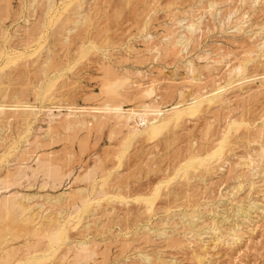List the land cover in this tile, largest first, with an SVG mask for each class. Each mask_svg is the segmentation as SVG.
Here are the masks:
<instances>
[{
	"label": "rangeland",
	"instance_id": "1",
	"mask_svg": "<svg viewBox=\"0 0 264 264\" xmlns=\"http://www.w3.org/2000/svg\"><path fill=\"white\" fill-rule=\"evenodd\" d=\"M5 1H8L6 2L7 5ZM5 1L4 3H1L3 0H0V11L4 15L2 16L0 13V17H3V19L0 18V21H3L0 22V33L2 35L0 36V43L6 45L11 44L12 46L16 45V48L23 53L19 55V58L16 57L13 61L11 60L12 62H6L5 59H2L3 61L0 59V103H3L4 107L7 106L6 108L3 107L6 112L7 110L9 111L10 107L11 109L14 108L11 104L9 105L13 100L12 96L14 94L18 95L20 98L24 96L23 99L29 102V104H26L30 106V108L27 109H32L35 113L37 111L38 114L31 113L30 115H15L7 111L8 113H3L4 115L2 114V116L0 115V118H5L0 119V127L6 128L4 130L5 132H1V136H4V141H0V176L7 171L6 169H8V171L11 170V172L18 168H23V172L26 170V172L23 173L25 176H21L22 178L20 177L18 180H21L22 182H18L20 183L19 185L16 184L17 186L11 187L7 192L1 190L0 196L16 192V195L20 194L23 196L22 198L30 200L29 204L32 203L31 206L34 208V212L40 213L39 209H42L40 214L43 215L45 211L47 212L48 208L50 211L48 210L49 212L45 214L54 216L53 214H55L56 209H58L60 205L46 201L47 195L53 198V196L55 197L62 192L66 193L75 190V188L84 187L85 183L83 181L74 178L80 175L86 168L97 165L100 166L96 172V181L99 182L103 179H112L110 182L113 184V188H107L108 193L102 196L100 198L101 200L95 199V202L93 201L91 205H86L84 207V205L78 204V207L67 210V230L65 233L58 234L57 241L55 242L57 252L55 255L46 256L44 259L45 261L42 264H60V256L64 253L63 251L68 248L66 245L71 247L76 245L75 243L84 240L90 241V245H95L94 248L95 251H97L93 258L88 261L89 264H143V262L144 264H264V159L257 165L254 163L255 169L252 168L251 165L247 167L237 166L238 161L239 163L245 162L248 155H253V153L255 154L259 152L260 147L264 145V58L262 57L264 54V46L262 47L263 50L257 48V45L264 41V3H255L256 5L254 4V7V5L250 6V0H245V3H240L239 0H237V2L236 0H233L232 2L236 4L235 6V4L231 3V0H222L220 1L221 3L219 0H214L218 3L217 9H221L222 12L221 10H217L216 14L219 13V15L213 17L212 15H209L208 8H205L208 4L207 0H205L206 2L204 0H83V2L82 0H55V10L49 14V19L47 17L48 20H46L44 28L45 40L40 39V41L43 42H40V45L38 43V38L35 37L37 39L32 41L30 43L31 45H25L21 42L24 38L23 27H31L32 23V25H34L38 21L41 11L40 9L32 11L28 5L30 2L29 0ZM130 1L135 7L130 5ZM208 1L210 2V0ZM239 4H242V12H248V17L243 20V25L245 27L242 26V29L237 31L233 23L234 18L232 19V22L229 23V27L225 20V25L223 24V26H220L219 20L225 17L226 11L233 8L232 6L240 7ZM5 5L7 10L4 12L3 9L6 8H3V6L5 7ZM116 7H118L117 10ZM192 7L194 8L192 9ZM247 7L250 9L252 8L253 10H250ZM189 9L191 11L193 10V13ZM77 11H82L83 14L85 13L84 15H87L84 19L86 21H80ZM123 11L125 12L123 13ZM174 13H176L175 16ZM5 14L8 17H6ZM207 14L209 16H207ZM239 15L240 13L237 16ZM249 15L252 18L249 17ZM187 16L193 17L195 20L198 19V17L202 19H200L201 25L199 24L200 31L198 30V32L196 31L193 34L190 41L192 43H189L187 47L189 50L186 49L182 51L183 53L180 52V54L174 49H171V52L169 50H162L157 53L151 49L156 42L161 43L164 41V36L171 31H180V26L183 25L184 22H182L180 26L175 25V22L183 18H188ZM25 18H28L27 23L23 20ZM69 18L71 19L69 20ZM76 21L80 22L77 23ZM73 23H75L77 27ZM257 24H260L263 28ZM213 25L214 27L212 28ZM250 26L251 28H249ZM260 28H262L261 32H259ZM68 29L71 30L69 31ZM75 29L78 32L75 33ZM221 29L223 30L221 31ZM224 29L227 30L225 31ZM253 33L256 35L254 36ZM144 37L147 38L144 39ZM252 37L253 39L256 38L251 40ZM68 38H73V40L69 41ZM152 39L154 42H152ZM22 44L25 45L26 48ZM253 46L255 49H253ZM251 47L252 49H250ZM55 48L57 49L55 50ZM248 48L251 50V53H247V50L249 52ZM256 49H258V51H256ZM160 53H162V55ZM251 54L253 56H251ZM46 59V76L44 77V80L39 83L38 80L40 79V74L38 71H40L41 65L44 66L41 62H44ZM219 59L221 61H218ZM244 59L246 61H244ZM48 65L50 67H48ZM242 65L244 71H236V66ZM131 72H133L132 75ZM135 72L139 73L136 74ZM261 74H263V76ZM113 75H124L129 77V83L127 84L128 87L121 91L122 95L126 92L124 94L125 96L119 97V99H121V105L123 104L121 106L122 111H119L118 113L120 115H126L132 109H137V106L141 103L146 102L145 104H149L151 100H155V103L157 104L161 102L160 107L162 108V111H166L174 106L182 107L183 105H187V103L192 102L191 99L193 97L200 98L208 96L209 98H218L222 96V100H224L223 102L226 103V105L222 102H216V104L207 103L209 105L207 108V104L204 103L200 107V111L198 110L193 113L195 115L193 118V114H186L178 121L179 124L172 123L171 125L166 126V128L160 131L155 137H149L146 135L140 136L129 142L126 149L122 146V143L125 142L124 135H126L122 133H125L126 129H124V127L122 129V127L118 125L116 126V116L111 117L109 121H107L108 123L106 122L107 125L104 124L105 127H96V129L93 127L90 130L81 129L78 130L79 132L77 130L76 132H72L62 129L59 126V121L63 119L65 113H67L68 110L66 108L68 106L72 107V110L69 111L77 114H85L86 111H88L87 114H104L102 110L95 108L96 106H99L105 98V96L101 94V88L99 87L102 86L105 77H112ZM193 76H199L201 82L198 83H201V85L199 84L198 86L200 87V90L198 86L192 85L191 80ZM248 76H250V78H248ZM3 77L5 80H1ZM236 78L238 80H236ZM38 83L40 86H38ZM152 85H154L153 94L150 96H142L143 88ZM242 88H244V90H242ZM249 88L251 93L255 92V95L249 94ZM253 89L255 90L253 91ZM6 92L8 95H6L5 98L4 94H6ZM24 92L27 96L23 95ZM11 93L13 95H11ZM21 93L22 95H20ZM242 93L245 95H242ZM248 95H250L251 98H247ZM236 97L239 98L236 99ZM10 98L12 99L10 100ZM157 100L159 102H157ZM6 102L8 104H6ZM50 105L55 106L51 107ZM46 108H48V110H46ZM205 108L208 109V111L205 110ZM16 109L17 108L13 110ZM83 109L84 111H82ZM17 110L25 111V108L18 107ZM62 113H64L63 116ZM8 114L11 115L9 116ZM47 115L50 116L47 117ZM189 115L191 116L189 117ZM16 116L21 118H12ZM11 118L15 120H10ZM86 118L90 119L88 115ZM183 119H185V121ZM54 120L58 121L55 122ZM9 121H12L13 123H10ZM51 121L53 122L51 123ZM1 123H3L4 126ZM48 123L51 127L53 125L52 128H54L56 132L61 129V132L59 131L57 133L58 136H52V139H49L46 136V132L50 127ZM205 124H207V126L210 124L208 129ZM55 126H58V130ZM113 127L115 131L112 129ZM110 129L114 132L112 133V130ZM223 133L225 134V144L219 155L221 159L219 156L217 158V155L214 157H208L206 162H203L202 164H194V167L196 165L197 167H192L190 169L194 174L191 172L189 173L190 175H185L184 177L182 171L179 169L180 166L185 163L187 157L192 154L195 155V153H200L201 157L205 156L206 152L211 150L212 147H218L220 140L223 139ZM113 134L115 138L113 137ZM80 137L83 140L85 137L89 138L84 140L86 143H83L80 140ZM143 138L146 139L143 141ZM33 139L34 141H32ZM39 139L40 141L42 140L40 145V142L38 141ZM156 139H158L159 142H157L158 140ZM168 140H170V142ZM120 141L122 143H120ZM28 142L31 144H28ZM47 142L51 145H47ZM118 142L120 144H118ZM166 142L170 144L168 145ZM163 143L165 144L163 145ZM82 144L83 147L81 146ZM214 144L218 145L216 146ZM33 145H37L35 146L36 149L34 147L32 148ZM30 146L31 149L29 148ZM64 147L65 149L63 150ZM108 147L110 148L108 149ZM113 147L115 150H112ZM115 147L119 148L116 149ZM188 148H190V150H188ZM85 150L87 151L85 152ZM105 150L108 151L106 152ZM151 150L153 153H151ZM26 151L28 153L27 155L24 154ZM32 151L35 152L33 153ZM71 151H73L74 155ZM79 151L83 153V155ZM176 151L178 154H176ZM49 152H51L50 155H47ZM66 152L69 155H66ZM183 152L188 155H185ZM106 153L109 156L114 154L116 156L109 157ZM150 154L151 156H149ZM22 155L26 156L28 159L26 158V160H22ZM70 155L71 158H69ZM175 155H179L178 158ZM32 156L34 157L32 158ZM54 156H56L55 162L57 165H60L62 172L64 170L63 173L65 175L63 178L64 181L62 180L63 184L62 182L61 184H56L55 188L50 185V182L45 183L47 181L45 177L42 176L43 174L33 173L34 169L35 171L37 169V157L39 159L52 158V160H54ZM105 156L106 158L104 160ZM152 156L155 158H150ZM172 157L175 158L172 159ZM177 159H179V161ZM222 159L224 163L222 162ZM242 159H244V161ZM217 160L219 161L217 162ZM17 161H19V163H17ZM71 161L73 163H71ZM99 161L102 162L99 163ZM142 161L145 162L142 163ZM210 161L213 163L216 162L214 163L215 166H213V163ZM144 163H146L145 167ZM204 164H206L205 167ZM209 164L214 168L212 166L210 167ZM234 166H237L238 168H235ZM240 168H242V170ZM71 169L74 170V172ZM256 169L258 171H255ZM166 171H168L167 174ZM196 171L200 174H195ZM242 171L246 172L244 176H242L244 174H242ZM237 172H240V174ZM68 174L70 176H68ZM208 175L213 177H209ZM190 176L191 179L189 180ZM195 177L199 179H196ZM169 178H171V180L164 183V185L166 184L165 186L162 185L165 190L166 186L168 187L167 191L165 192L161 187L164 192L161 189L159 192L167 195L165 196L164 194H161L163 196L160 197L161 195L159 194L154 197L157 185L163 180ZM97 182L96 188H99ZM202 182L207 183L204 184ZM103 183H106V181ZM193 183L194 186H191ZM174 184L177 187L170 189ZM206 186L209 187L207 188ZM235 186L238 187L236 188ZM194 187H197L198 189H195ZM191 188L195 190L189 191ZM233 188L234 190H232ZM108 189L111 191L109 190V192ZM170 190H173L174 192H171ZM177 192L180 193V196L185 195L184 198L180 197ZM174 193L178 195H175ZM20 195L18 197H20ZM191 195L193 197H191ZM31 197L35 201L40 200L34 202ZM160 198L163 199V201H161ZM180 198H183L182 201ZM172 199L175 202H173ZM41 201L46 207L42 205ZM248 201H253L254 207L250 217L245 219V217L237 214L235 207L239 203L246 204ZM191 211H195L201 215L197 221V228L199 227V230H201L199 232H206L202 234L201 237H196V234H194L195 236H192V232H189L190 228L185 225L186 222L181 218L183 213L188 214ZM82 214L86 216L84 220L79 223L80 219L83 217ZM222 218L226 219L222 221ZM211 219L216 221L217 225L220 223V230L223 237L217 241L212 240L213 233L203 226L206 225L205 223L211 224V222H213ZM86 222L90 223L92 228L90 225L88 228H84L85 226L83 225ZM165 223L169 225H166ZM170 224L172 226H170ZM144 226H148L150 232H143L142 228ZM154 228H167L166 230L171 234L170 236L172 239L156 237L155 232L152 231ZM85 229H88L87 233ZM146 234L149 235V238ZM167 236H169V234ZM20 242L21 240L19 239L14 244H20ZM124 244L126 246H122ZM70 253L68 255V259H70L62 262V264L73 263L72 252ZM141 253H147V257L149 256L151 259H149L148 262L140 260L139 254ZM194 253H199L203 257L197 261L193 258ZM79 264L84 263L79 262Z\"/></svg>",
	"mask_w": 264,
	"mask_h": 264
},
{
	"label": "bare ground",
	"instance_id": "2",
	"mask_svg": "<svg viewBox=\"0 0 264 264\" xmlns=\"http://www.w3.org/2000/svg\"><path fill=\"white\" fill-rule=\"evenodd\" d=\"M4 1L5 0H3V2H1V3H4ZM30 2H29V7L31 8V10L32 11H35L36 9L37 10H39L40 9V11H41V13H40V16H39V18H38V21L34 24V25H32L31 23V27H29V26H26V27H23L24 28V38L22 39V38H20V39H22V43L23 44H25V45H29L32 41H34V40H36L37 38H38V43L40 44V39L41 40H43L44 38H45V31H44V28H45V24H46V20H48L49 19V14L53 11V10H55L54 8H55V0H29ZM61 1H63V0H61ZM61 1H60V4H61ZM99 1V0H98ZM202 1V0H201ZM205 1V0H204ZM220 1H222V0H219V2ZM226 1V0H225ZM233 0H231V3H233V4H235L234 2H232ZM235 1V0H234ZM240 1V3H245V0H239ZM6 2H8V1H5V3ZM11 2V1H10ZM9 2V3H10ZM25 2V1H24ZM57 2V1H56ZM82 2H83V0H82ZM106 2V1H105ZM131 2V1H130ZM141 2V1H140ZM206 2V1H205ZM207 2H208V4L205 6V8L207 7L208 8V11H209V15H212L213 17H216L215 15H219V13H217L216 14V12H217V10L219 11V10H221V9H217V2L216 1H214V0H210V2L207 0ZM230 2V1H229ZM236 2H237V0H236ZM260 2H262V3H264V0L263 1H261V0H250V6H253L255 3H259L260 4ZM26 3V2H25ZM202 3V2H201ZM221 3V2H220ZM219 3V4H220ZM228 3V2H227ZM227 3H225V4H227ZM247 3V2H246ZM82 4V3H81ZM203 4V3H202ZM224 4V5H225ZM1 5V4H0ZM6 5H7V3H6ZM6 5H5V7L3 6V8H6V9H3L4 10V12H5V10H7V7H6ZM12 5V4H11ZM129 5V4H128ZM130 5H133V3L131 2V4ZM129 5V6H130ZM136 5H137V3H136ZM197 5H198V3H197ZM238 5V4H237ZM240 5V7L239 6H237V7H234V6H232L233 8H231L230 10H228V11H226V13H225V17L222 19H220L219 20V24H220V26H223V24H224V20L226 21V23H228V27H229V23L230 22H232V19L234 18V21H233V23H234V27H235V29L237 30V31H239V30H241L242 29V26H244L243 24H244V18H247L248 17V12H242V4H239ZM256 5V4H255ZM255 5H254V7H255ZM263 5V4H262ZM91 6V5H90ZM96 6V5H95ZM123 6V5H122ZM134 7H135V5H133ZM200 6V5H199ZM229 6H230V4H229ZM228 6V7H229ZM235 6H236V4H235ZM249 6V7H250ZM82 7V6H81ZM81 7H80V10H81ZM137 7V6H136ZM249 7H247V8H249ZM253 7V8H254ZM257 7V6H256ZM263 7V6H262ZM1 8V7H0ZM28 8V7H27ZM117 8L118 7H116V10H117ZM194 7H192V9H193ZM221 8V7H220ZM246 8V7H245ZM78 9V8H77ZM90 9H91V7H90ZM97 9V8H96ZM125 9V8H124ZM223 9H225V8H223ZM250 9V8H249ZM252 9V8H251ZM250 9V10H251ZM2 10V11H3ZM36 10V11H37ZM79 10V9H78ZM94 10H95V7H94ZM126 10V9H125ZM190 10V9H189ZM207 10V9H206ZM253 10V9H252ZM13 11V10H12ZM56 11H57V9H56ZM133 11V10H132ZM191 11V10H190ZM204 11V10H203ZM248 11V10H247ZM262 11V10H261ZM3 12V13H4ZM8 12V11H7ZM6 12V13H7ZM10 12V11H9ZM55 12V11H54ZM78 12V11H77ZM125 11H123V13H124ZM135 12V11H134ZM192 13H193V10L191 11ZM191 12H190V14H191ZM205 12V11H204ZM221 12H222V10H221ZM0 13H1V15L2 16H4L3 14H2V12L0 11ZM11 13V12H10ZM137 13V12H136ZM198 13V12H197ZM207 13V12H206ZM240 13V15L239 16H237L238 14ZM264 13V12H263ZM30 14H31V12H30ZM85 14V13H84ZM83 13H82V11H79L78 13H77V15L80 17V21H86V20H84L85 19V16H87V15H84ZM175 14L176 13H174V16H175ZM188 14V13H187ZM190 14H189V16H190ZM6 15V14H5ZM199 15V14H198ZM208 14H207V16H209ZM222 15H223V13H222ZM10 16V15H9ZM29 16V15H28ZM189 16H187L188 18H183V19H180V20H178V21H176L175 22V25H179L180 26V24L182 23V22H184L183 23V25H181L180 27H181V30L179 31H175V30H173V31H171L169 34H167V35H165L164 36V41H162L161 43H155L153 46H152V48L151 49H153L156 53L157 52H161L162 50H169L170 52L174 49V50H176V52L177 53H180V52H182V51H184V50H186L187 49V47H188V45H189V43L191 44L192 42H190L191 41V39H192V36H193V34L197 31L198 32V30L200 29V27H199V24H200V19L201 18H199L198 17V19H193V17H189ZM194 16H197V15H194ZM204 16H205V14H204ZM203 16V17H204ZM220 16H221V13H220ZM253 16V15H252ZM6 17H8L7 15H6ZM47 17H48V19H47ZM61 17V16H60ZM178 17V16H177ZM180 17H181V15H180ZM249 17H251L250 15H249ZM1 19H3V17H0ZM66 18V17H65ZM75 18V17H74ZM73 18V19H74ZM88 18V17H87ZM86 18V19H87ZM252 18V17H251ZM54 19V18H53ZM71 18H69V20H70ZM171 19H172V17H171ZM174 19V18H173ZM213 19V18H212ZM215 19V18H214ZM217 19V18H216ZM256 19V18H255ZM24 20V22H28V18H25V19H23ZM37 20V19H36ZM77 20V19H76ZM88 20V19H87ZM202 20V19H201ZM253 20V19H252ZM261 20H263V19H261ZM2 21V20H1ZM0 21V22H1ZM22 21V20H21ZM72 21V20H71ZM80 21H76L77 23L78 22H80ZM82 21V22H83ZM172 21V20H171ZM170 21V22H171ZM246 21H247V19H246ZM250 21V20H249ZM255 21V20H254ZM264 21V20H263ZM3 22V21H2ZM66 22V21H65ZM248 22V21H247ZM256 22V21H255ZM49 23V22H48ZM87 23V22H86ZM174 23V22H173ZM261 23V22H260ZM73 24H75V23H73ZM169 24V23H168ZM247 24V23H246ZM253 24V23H252ZM263 24V23H262ZM22 25V24H21ZM76 25V24H75ZM79 25V24H78ZM174 25V24H173ZM173 25H172V27H173ZM201 25V24H200ZM225 25V24H224ZM254 25V24H253ZM257 25H260V24H257ZM20 26V25H19ZM25 26V25H24ZM80 26H81V24H80ZM170 26V25H169ZM168 26V27H169ZM261 26V25H260ZM259 26V27H260ZM17 27V26H16ZM76 27H77V25H76ZM79 27V26H78ZM171 27V26H170ZM178 27V26H177ZM176 27V28H177ZM180 27H178V28H180ZM214 27V25L212 26V28ZM245 27V26H244ZM262 27V26H261ZM83 28V27H82ZM249 28H251V26L249 27ZM253 28V27H252ZM263 28V27H262ZM262 28H260V30H259V32H261L262 31ZM18 29V28H17ZM59 29V28H58ZM208 29V28H207ZM216 29V28H215ZM247 29V28H246ZM2 30V29H1ZM19 30V29H18ZM21 30V29H20ZM66 30V29H65ZM69 31L71 30V29H68ZM72 30H74V29H72ZM76 30V29H75ZM83 30V29H82ZM210 30H212V29H210ZM223 29H221V31H222ZM225 30V29H224ZM227 30V29H226ZM225 30V31H226ZM247 30H249V29H247ZM200 31V30H199ZM214 31V30H213ZM235 31V30H234ZM245 31V30H244ZM263 31H264V29H263ZM3 32V31H2ZM15 32H17V31H15ZM73 32V31H72ZM76 32H78L77 30L75 31V33ZM145 32V31H144ZM168 32V31H167ZM207 32V31H206ZM210 32V31H209ZM247 32V31H246ZM251 32V31H250ZM74 33V34H75ZM214 33V32H213ZM219 33V32H218ZM237 33V32H236ZM235 33V34H236ZM242 33H244V32H242ZM258 33V32H257ZM263 33V32H262ZM71 34V33H70ZM73 34V33H72ZM225 34H226V32H225ZM247 34H249V33H247ZM254 34V36L256 35L255 33H253ZM22 35V34H21ZM81 35V34H80ZM232 35V34H231ZM237 35V34H236ZM262 35V34H261ZM260 35V36H261ZM0 36H2L1 35V33H0ZM69 36V35H68ZM234 36V35H233ZM248 36H251V35H248ZM253 36V37H254ZM259 36V35H258ZM263 36V35H262ZM35 37H37V38H35ZM65 37V36H64ZM253 37H252V39L251 40H254L253 39ZM145 38H147V37H144V39ZM150 38V37H149ZM148 38V39H149ZM153 38V37H152ZM248 38V37H247ZM251 38V37H250ZM261 38V37H260ZM66 39V38H65ZM69 39V41L70 40H73V38L72 39H70V38H68ZM161 39V38H160ZM194 39V38H193ZM258 39V38H257ZM11 40V39H10ZM45 40V39H44ZM64 40V39H63ZM147 40V39H146ZM153 40V39H152ZM158 40V39H157ZM162 40V39H161ZM3 41V40H2ZM66 41V40H65ZM143 41H145V40H143ZM11 42V41H10ZM59 42H61V41H59ZM62 42H64V41H62ZM67 42V41H66ZM66 42H64V43H66ZM152 42H154V40L152 41ZM253 42V41H252ZM260 42H261V40H260ZM41 43H43V42H41ZM57 43V42H56ZM69 43V42H68ZM13 44V43H12ZM19 44H20V42H19ZM22 44V45H23ZM63 44V43H62ZM18 45V44H17ZM25 45H23V46H25ZM31 45V44H30ZM41 45V44H40ZM70 45V44H69ZM92 45V44H91ZM254 45V44H253ZM21 46V45H20ZM20 46H19V48H20ZM60 46V45H59ZM58 46V47H59ZM68 46V45H67ZM148 46V45H147ZM254 46H256V45H254ZM254 46H253V49H255L254 48ZM264 46V41H262L259 45H257V48H259V50H263L262 49V47ZM17 46L15 45H6V44H1L0 43V59L2 60V59H5V61L6 62H12L14 59H16V57L17 58H19L20 56V54H22L23 52H21V51H19L17 48H16ZM39 47H41V46H39ZM65 47V46H64ZM69 47V46H68ZM25 48H26V46H25ZM24 48V49H25ZM28 48V47H27ZM264 48V47H263ZM28 49H30V48H28ZM28 49H26V50H28ZM46 49V48H45ZM57 48H55V50H56ZM172 49V50H171ZM249 49V48H248ZM250 49H252V47L250 48ZM249 49V52H248V50H247V53H251L250 50ZM18 50V51H17ZM131 50H132V47H131ZM187 50H189V48L187 49ZM30 51V50H29ZM43 51V50H42ZM61 51V50H60ZM153 51V52H154ZM255 51V50H254ZM256 51H258V49H256ZM28 52V51H27ZM31 52V51H30ZM45 52V51H44ZM50 52V51H49ZM152 52V51H151ZM166 52H168V51H166ZM188 52V51H187ZM253 52V51H252ZM263 52V51H262ZM169 53V52H168ZM183 53V52H182ZM185 53V52H184ZM243 53H245V52H243ZM254 53V52H253ZM252 53V54H253ZM256 53V52H255ZM258 53V52H257ZM260 53H261V51H260ZM264 53V52H263ZM26 54V53H25ZM30 54V53H29ZM50 54V53H49ZM54 54H55V52H54ZM161 55H162V53H160ZM181 54V53H180ZM206 54V53H205ZM220 54V53H219ZM251 54V56H253ZM24 55V54H23ZM35 55V54H34ZM243 55V54H242ZM244 55H246V54H244ZM248 55V54H247ZM264 55V54H263ZM262 55V57L264 58V56ZM27 56H28V54H27ZM50 56H51V54H50ZM49 56V57H50ZM180 56H183V55H180ZM218 56H220V55H218ZM222 56V55H221ZM42 57V56H41ZM156 57H157V55H156ZM207 57V56H206ZM44 58V57H43ZM48 58V57H47ZM51 58V57H50ZM158 58V57H157ZM178 58V57H177ZM247 58V57H246ZM245 58V59H246ZM45 59V58H44ZM53 59H54V57H53ZM221 59V58H220ZM218 60V61H221V60ZM244 59V61H246ZM12 60V61H11ZM31 60V59H30ZM50 60V59H49ZM157 60V59H156ZM223 60H225V59H223ZM3 61V60H2ZM29 61V60H28ZM54 61V60H53ZM52 61V62H53ZM102 61V60H101ZM188 61V60H187ZM39 62V61H38ZM51 62V61H50ZM49 62V63H50ZM217 62V61H216ZM42 64H44V66L43 65H41V69H40V71H38L39 72V74H40V79L38 80V82L40 83V81L42 82V80H44V77L46 76V66H47V59L44 61V62H41ZM191 63H192V61H191ZM55 64V63H54ZM102 64V63H101ZM187 64V63H186ZM220 64V63H219ZM262 64V63H261ZM53 65V64H52ZM241 65V64H240ZM258 65V64H257ZM40 66V65H39ZM43 66V67H42ZM107 66V65H106ZM188 66H189V64H188ZM48 67H50L49 65H48ZM243 67V65L242 66H236V71H239V72H241L242 70L244 71V69L242 68ZM255 67H257V66H255ZM10 69V68H9ZM47 69H49V68H47ZM234 69V68H233ZM238 69V70H237ZM6 70V69H5ZM138 70V69H137ZM256 70V69H255ZM10 71V70H9ZM116 71V70H115ZM235 71V72H236ZM257 71V70H256ZM11 72V71H10ZM119 72V71H118ZM123 72H126V71H123ZM234 72V73H235ZM255 72V71H254ZM260 72V71H259ZM5 73H6V71H5ZM114 73H116V72H114ZM132 73L133 72H131V75H132ZM136 73V72H135ZM137 73H139V72H137ZM136 73V74H137ZM243 73V72H242ZM253 73V72H252ZM256 73V72H255ZM38 74V73H37ZM104 74V73H103ZM136 74H135V77H136ZM236 74V73H235ZM239 74H241V73H239ZM246 74V73H245ZM247 74H249V73H247ZM5 75V74H4ZM47 75H48V73H47ZM128 75V74H127ZM141 75L143 76V74L141 73ZM232 75V74H231ZM251 75H253V74H251ZM258 75V74H257ZM256 75V76H257ZM262 76H263V74H261ZM38 76V75H37ZM130 76V75H129ZM236 76V75H235ZM239 76V75H238ZM243 76V75H242ZM255 76V77H256ZM261 76V77H262ZM4 77H6V76H4ZM4 77L1 79V80H3L4 79ZM132 77V76H131ZM134 77V76H133ZM139 77V76H138ZM237 77V76H236ZM246 77V76H245ZM243 78V77H242ZM248 78H250V76H248ZM245 79H247V78H245ZM5 80V79H4ZM129 77H127V76H124V75H113L112 77H105V79L103 80V82H102V86H100L99 88H101V94H103L104 96H105V98H104V100H102V102L99 104V106H96L95 108L96 109H99V110H102L103 112H104V114H87V112L88 111H86L85 112V114H82V113H79V114H77V113H75V112H72V111H69V110H72V107H67L66 109L68 110L67 111V113H65V115H64V113H62V116L64 115V118L63 119H61L60 121H59V126L62 128V129H64V130H67V131H72V132H76V130L78 131V130H81V129H86V130H90L91 128H93V127H95V129H96V127L98 128V127H101V126H104V124H106V122L107 121H109V119L111 118V117H115L116 116V121H115V123H116V126L118 125V126H121L122 127V129H123V127H124V129H126V132L125 133H122V134H126V135H124V140H125V142L124 143H122L121 141H120V143H122L123 145V148L124 149H126L127 148V146L129 145V142H131L132 140H134V139H136V138H138V137H140V136H149V137H155L160 131H162L163 129H165L166 128V126H169V125H171L172 123H178V121L179 120H181L182 119V117L184 116V115H186V114H193V113H195L196 111H198L199 109H200V107L205 103V104H213V103H215L216 104V102L217 103H219V102H222V103H224L223 101L224 100H222V96H220V97H218V98H209L208 96H205V97H193L191 100H192V102H190V103H187V105H183L182 107H180V106H174V107H172V108H170V109H168V110H166V111H162V108L160 107V104H161V102H159L158 100H157V102H159V104H157V103H155V100H151L150 101V103L149 104H145L146 102H144V101H142V102H144V103H141V104H139L138 106H137V109H132L131 111H129L126 115H120V114H118L119 113V111H122V109H121V106L123 105H121V99H119V97H122V96H125L124 94L126 93V92H124V94L122 95V93H121V91H123L125 88H127L128 86H127V84L129 83ZM130 80H132V79H130ZM236 80H238L237 78H236ZM249 80V79H248ZM234 81V80H233ZM247 81V80H246ZM3 82V81H2ZM191 82H192V85H194V86H198L199 84L201 85V83H198V82H201L200 81V79H199V76L198 77H196V76H193L192 77V80H191ZM239 82V81H238ZM38 83V84H39ZM237 83V82H236ZM243 83V82H242ZM248 83V82H247ZM2 84V83H1ZM244 84H245V82H244ZM240 85H241V83H240ZM239 85V86H240ZM259 85V84H258ZM38 86H40V84L38 85ZM153 86L154 85H152V86H149V87H145V88H143V90H142V93H143V95L142 96H150L151 94H153V91H154V88H153ZM199 87V86H198ZM203 87V86H202ZM241 87V86H240ZM243 87V86H242ZM247 87V86H246ZM259 87V86H258ZM244 88H245V86H244ZM244 88H242V90H244ZM250 88H252V87H250ZM250 88H249V90H250ZM261 88V87H260ZM260 88H258V89H260ZM25 89V88H24ZM23 89V90H24ZM198 89V88H197ZM203 89V88H202ZM248 89V88H247ZM3 90V89H2ZM21 90V89H20ZM20 90H18V91H20ZM43 90V89H42ZM199 90H200V87H199ZM241 90V89H240ZM255 89H253V91H254ZM5 91V90H4ZM18 91H17V93H18ZM8 92H10V91H8ZM240 92V91H239ZM260 92V91H259ZM263 92V91H262ZM13 93H15V92H13ZM25 93V92H24ZM23 93V95H26V93L24 94ZM100 93V92H99ZM255 92H253V93H251V90H250V93L249 94H254ZM127 94H128V92H127ZM127 94H126V96H127ZM6 95H8L7 94V92H6V94H4V96H5V98H6ZM11 95H13L12 93H11ZM20 95H22V93L20 94ZM99 95V94H98ZM222 95V94H221ZM237 95V94H236ZM242 95H245V94H243L242 93ZM255 95V94H254ZM256 95H257V93H256ZM3 96V97H4ZM27 96V95H26ZM88 96V95H87ZM100 96V95H99ZM238 96V95H237ZM247 96V95H246ZM7 97H9V96H7ZM11 97V96H10ZM24 97V96H23ZM23 97L22 98H20L18 95H16V94H14L13 96H12V98H13V100L11 101V103H9V105L11 104V106H13L14 108L13 109H15V108H17L18 109V107L20 108V107H23V109L25 108V111H18L17 109L16 110H13V109H11V107H10V109H11V111H10V109H9V111L8 112H11L12 114H22V115H27V114H31V113H34V114H38L37 113V111H36V113H35V111L33 112V110L32 109H27V108H30V106L29 105H27L26 103H28L29 104V102H27V101H25L24 99H23ZM95 97V96H94ZM101 97V96H100ZM129 97V96H128ZM235 97V96H234ZM250 97V95H248V97L247 98H249ZM253 97V96H252ZM12 98H10V100L12 99ZM125 98V97H124ZM144 98H146V97H144ZM151 98V97H150ZM237 98H239V97H236V99ZM241 98V97H240ZM242 98H243V96H242ZM251 98V97H250ZM3 99V98H2ZM2 99H1V101H2ZM9 99V98H8ZM126 99V98H125ZM151 99H153V98H151ZM225 99V98H224ZM27 100V99H26ZM127 100V99H126ZM227 100V99H226ZM225 100V101H226ZM4 101V100H3ZM8 101V100H7ZM146 101V100H145ZM5 102V101H4ZM9 102V101H8ZM99 102V101H98ZM98 102H96V103H98ZM149 102V101H148ZM151 102H153V103H151ZM185 102V101H184ZM95 103V104H96ZM186 103V102H185ZM184 103V104H185ZM6 104H8L7 102H6ZM5 104V105H6ZM178 104V103H177ZM207 104V108H208V105ZM67 105V104H66ZM94 105V104H93ZM137 105V104H136ZM221 105V104H220ZM224 105H226V103H224ZM51 106V105H50ZM55 106V105H54ZM54 106H51V107H54ZM73 106V105H72ZM216 106V105H215ZM219 106V105H218ZM223 106V105H222ZM4 104L3 103H0V115L2 116V114L3 113H8L7 111L5 112V110H4V108H6V107H4ZM9 107V106H8ZM85 107V106H84ZM220 107V106H219ZM224 107V106H223ZM50 108V107H49ZM74 108H75V106H74ZM73 108V109H74ZM79 108H82V107H79ZM87 108V107H86ZM203 108V107H202ZM213 108V107H212ZM218 108V107H217ZM221 108V107H220ZM51 109V108H50ZM85 109V108H84ZM84 109L82 110V111H84ZM95 109V110H96ZM210 109V108H209ZM214 109H216V108H214ZM13 110V111H12ZM22 110V109H21ZM46 110H48V108H46ZM205 110H207L208 111V109H206L205 108ZM55 111V110H54ZM74 111H75V109H74ZM77 111V110H76ZM80 111V110H79ZM92 111V110H91ZM200 111V110H199ZM204 111V110H203ZM210 111V110H209ZM45 112V111H44ZM50 112V111H49ZM58 112V111H57ZM93 112V111H92ZM95 112V111H94ZM201 112H202V109H201ZM198 113V112H197ZM196 113V114H197ZM199 114H203V113H199ZM4 115V114H3ZM9 115V114H8ZM11 115V114H10ZM9 115V116H10ZM87 115L89 116V118L90 119H88V118H86L87 117ZM36 116V115H35ZM43 116H45V115H43ZM50 116V115H49ZM48 115H47V117H49ZM54 116H55V114H54ZM86 116V117H85ZM191 115H189V117H190ZM195 115L193 114L192 115V118L194 117ZM197 116H198V114H197ZM201 116V115H200ZM17 117H19V116H16V117H12V118H17ZM57 117H58V114H57ZM187 117V116H186ZM6 118H8V117H6ZM10 118V117H9ZM10 119V120H15V119ZM19 118H21V117H19ZM19 118H17V119H19ZM61 118V117H60ZM0 119H5V118H0ZM53 119V118H52ZM115 119V118H114ZM113 119V120H114ZM186 119V118H185ZM185 119H183L184 121H185ZM44 120V119H43ZM58 120H59V118H58ZM57 120V121H58ZM113 120H111V121H113ZM17 121V120H16ZM22 121V120H21ZM24 121V120H23ZM42 121V120H41ZM47 121V120H46ZM55 121V120H54ZM57 121H55V122H57ZM3 122V121H2ZM10 123L12 122V121H9ZM53 121H51V123H52ZM13 123V122H12ZM46 123V122H45ZM108 123V122H107ZM111 123V122H110ZM182 123V122H181ZM2 125H3V123H1ZM4 124H5V122H4ZM49 124V123H48ZM179 124V123H178ZM208 124V123H207ZM207 124H205L206 126H207ZM45 125V124H44ZM43 125V126H44ZM50 125V124H49ZM48 125V126H49ZM58 125V124H57ZM107 125V124H106ZM210 125V124H209ZM209 125L207 126V129H208V127H209ZM4 126V125H3ZM10 126V125H9ZM52 127H53V125H52ZM51 127V125H50V127H49V130L46 132V136L49 138V139H52V136L54 137L55 135H57V133L61 130H59L58 132H56L55 130H54V128H52ZM105 127V126H104ZM107 127V126H106ZM174 127V126H173ZM55 128L58 130V126H55ZM6 128L5 127H0V141L2 142V140L4 141V136H1V132H3L4 130H5ZM42 129V128H41ZM40 129V130H41ZM46 129V128H45ZM44 129V130H45ZM95 129H94V131H95ZM113 130H114V127L112 128ZM112 129H110V130H112ZM116 129V128H115ZM117 129H119V128H117ZM121 129V128H120ZM122 129H121V131H122ZM203 129V128H202ZM112 130V133L115 131H113ZM204 130H206V129H204ZM203 130V131H204ZM43 131V130H42ZM101 131H102V129H101ZM171 131H172V129H171ZM207 131V130H206ZM209 131V130H208ZM5 132V131H4ZM8 132V131H7ZM61 132V131H60ZM79 132V131H78ZM87 132V131H86ZM96 132V131H95ZM38 133V132H37ZM39 133H40V131H39ZM99 133H100V131H99ZM8 134V133H7ZM61 134V133H60ZM66 134V133H65ZM65 134H63V135H65ZM72 134V133H71ZM91 134V133H90ZM203 134V133H202ZM206 134H207V132H206ZM4 135V134H3ZM34 135V134H33ZM62 135V136H63ZM70 135V134H69ZM74 135V134H73ZM87 135V134H86ZM116 135V134H115ZM121 135V134H120ZM164 135V134H163ZM5 136H6V134H5ZM39 136H41V135H39ZM58 136V135H57ZM83 136H85V135H83ZM82 136V137H83ZM113 137H114V134H113ZM112 137V138H113ZM117 137H118V134H117ZM204 137H205V133H204ZM225 134L223 133V139L222 140H220V144L218 145V144H214V145H218V147H216V148H213L212 146V148H211V150H209V149H207V150H209L208 152H206V155L205 156H203V157H201L200 156V153H197V154H199V155H197L196 153H195V155L194 154H192V155H190V156H188L187 157V160H185V163L184 164H182L181 166H180V169L179 170H181L182 171V175L185 177V175L187 176V175H190L189 173H191V172H193V171H191L190 169L192 168V167H194V164H196V163H203V162H206V160H207V158L208 157H214V156H216L217 155V158H218V156L221 154V149L223 148V145L225 144ZM38 138V137H37ZM59 138V137H58ZM86 138V137H85ZM84 138V140H87V138H89V137H87L86 139ZM115 138V137H114ZM42 139V138H41ZM43 139H44V137H43ZM141 139H142V137H141ZM144 139H146V138H143V141H144ZM202 139V138H201ZM6 140V139H5ZM37 140V139H36ZM35 140V141H36ZM46 140V139H45ZM57 140H59V139H57ZM66 140H68V139H66ZM70 140H73V139H70ZM69 140V141H70ZM80 140L83 142V143H86L83 139H81V137H80ZM113 140H115V139H113ZM112 140V141H113ZM120 140V139H119ZM118 140V141H119ZM123 140V139H122ZM127 140V141H126ZM154 140V139H153ZM156 140H158V139H156ZM155 140V141H156ZM9 141V140H8ZM32 141H34V139L32 140ZM39 142V145L41 144V141H40V139L38 140ZM49 141V140H48ZM52 141V140H51ZM77 141V140H76ZM163 141V140H162ZM167 141V140H166ZM169 142H170V140H168ZM202 141V140H201ZM56 142V141H55ZM80 142V141H79ZM157 142H159V140L157 141ZM172 142V141H171ZM38 143H37V145H38ZM119 142H118V144H120ZM168 142H166V144H167ZM173 143V142H172ZM196 143H197V141H196ZM201 143V142H200ZM2 144V143H1ZM3 144H4V142H3ZM28 144H31V143H29L28 142ZM36 144V143H35ZM67 144V143H66ZM155 144V143H154ZM165 143H163V145H164ZM170 143H168V145H169ZM199 144V143H198ZM5 145V144H4ZM37 145H35V146H37ZM47 145H51L50 143L48 144V142H47ZM87 145H89V144H87ZM156 145V144H155ZM154 145V146H155ZM193 145V144H192ZM202 145V144H201ZM211 145H213V144H211ZM35 146L33 145L32 146V148L34 147L35 148ZM43 146H44V143H43ZM42 146V147H43ZM45 146H46V143H45ZM67 146V145H66ZM82 147H83V144L81 145ZM85 146V145H84ZM120 146V145H119ZM40 147V146H39ZM88 147V146H87ZM111 147V146H110ZM110 147H108V149L110 148ZM157 147V146H156ZM163 147V146H162ZM30 149H31V146L29 147ZM85 148V147H84ZM116 148V147H115ZM117 148H119V147H117ZM116 148V149H117ZM121 148V147H120ZM164 148H165V146H164ZM209 148V147H208ZM36 149V148H35ZM40 149V148H39ZM65 149V147L63 148V150ZM67 149V148H66ZM88 149V148H87ZM187 149V148H186ZM225 149V148H224ZM24 150V149H23ZM29 150V149H28ZM27 150V151H28ZM62 150V149H61ZM60 150V151H61ZM62 150V151H63ZM68 150V149H67ZM69 150H71V149H69ZM112 150H115L114 149V147L112 148ZM112 150H109V151H112ZM119 150V149H118ZM121 150H122V148H121ZM154 150V149H153ZM177 150H179V149H177ZM188 150H190V148H188ZM198 150H199V148H198ZM27 151L24 153L25 155H27L28 153H29V151H28V153H27ZM31 151V150H30ZM66 151V150H65ZM80 151H82V150H80ZM79 151V152H80ZM87 150H85V152H86ZM106 152L108 151V150H105ZM149 151V150H148ZM161 151V150H160ZM175 151V150H174ZM187 151V150H186ZM185 151V152H186ZM195 151V150H194ZM200 151V150H199ZM33 152V151H32ZM35 152V151H34ZM33 152V153H34ZM52 152V151H51ZM51 152H49L47 155H50V153ZM59 152V151H58ZM188 152V151H187ZM71 153L73 154V151H71ZM81 153V152H80ZM102 153H104V152H102ZM109 153V152H108ZM115 153V152H114ZM118 153V152H117ZM151 153H153L152 152V150H151ZM159 153V152H158ZM182 153V152H181ZM184 153V152H183ZM192 153H194V152H192ZM223 153H224V151H223ZM253 153V152H252ZM251 153V154H252ZM23 154V155H24ZM32 154V153H31ZM61 154V153H60ZM59 154V155H60ZM63 154V153H62ZM68 153L66 152V155H67ZM71 154V155H72ZM82 155H83V153H81ZM98 154V153H97ZM176 154H178L177 153V151H176ZM185 154V153H184ZM22 155V160L24 159V160H26V156H23ZM42 155H43V153H42ZM55 155V154H54ZM69 155V154H68ZM71 155H70V157L69 158H71ZM74 155V154H73ZM106 155L107 156H109L107 153H106ZM115 155V154H114ZM114 155H110L109 157H111V156H113L114 157ZM143 155V154H142ZM155 155V154H154ZM153 155V156H154ZM179 155H180V153H179ZM178 155V156H179ZM185 155H188V154H185ZM253 155H255V156H253ZM253 155H248L247 157H245V158H247L246 160H245V162H241V163H239V161H238V164H237V166L238 167H240V166H252V168H254V163H256V165L258 164V163H260V162H262L263 161V159H264V145H262L261 147H260V149H259V152H257V153H253ZM31 156V155H30ZM45 156V155H44ZM98 156V155H97ZM116 156V155H115ZM145 156V155H144ZM149 156H151V154L149 155ZM150 157V158H155V157ZM171 156H172V154H171ZM170 156V157H171ZM176 156V155H175ZM178 156H176L177 158H178ZM222 156V155H221ZM29 157V156H28ZM34 156H32V158H33ZM55 157L56 156H54V160H52V158L50 159V158H44V159H39L38 157H37V166H36V171H35V169H34V172L33 173H38V174H43L42 176H44L45 177V179H46V181L47 182H45V183H48V182H50V185L51 186H54V188H55V185L56 184H61V182H62V180H63V178H64V170H63V172H62V170L60 169V165H57V163L55 162ZM58 157H60V156H58ZM64 157V156H63ZM66 157V156H65ZM81 157V156H80ZM96 157V156H95ZM99 157V156H98ZM98 157H96V158H98ZM102 157V156H101ZM100 157V158H101ZM112 157V158H113ZM145 157H147V156H145ZM256 157V158H255ZM19 158V157H18ZM21 158V157H20ZM31 158V157H30ZM60 158H62V157H60ZM68 158V159H69ZM94 158V157H93ZM105 158H106V156L104 157V160H105ZM111 158V159H112ZM173 158H175V157H172V159ZM180 158V157H179ZM219 158H220V156H219ZM224 158V157H223ZM256 160H255V159ZM28 159V158H27ZM58 159V158H57ZM64 159H66V158H64ZM63 159V160H64ZM67 159V160H68ZM80 159V158H79ZM110 159V160H111ZM221 159V158H220ZM18 160V159H17ZM100 160V159H99ZM147 160H148V158H147ZM150 160V159H149ZM157 160V159H156ZM155 160V161H156ZM174 160H176V159H174ZM178 161H179V159H177ZM213 160V159H212ZM211 160V161H212ZM243 161H244V159H242ZM30 161H31V159H30ZM60 161V160H59ZM58 161V162H59ZM106 161H107V159H106ZM146 161V160H145ZM145 161H142V163L143 162H145ZM210 161V162H211ZM215 161H216V158H215ZM219 160H217V162H218ZM221 161V160H220ZM241 161V160H240ZM25 162V161H24ZM24 162H22V163H24ZM34 162V163H35ZM68 162V161H67ZM97 162V161H96ZM100 162H102V161H99V163ZM174 162V161H173ZM222 162L224 163V161H223V159H222ZM17 163H19V161H17ZM28 163V162H27ZM35 163V164H36ZM66 163V162H65ZM64 163V164H65ZM71 163H73L72 161H71ZM71 163H69V164H71ZM211 163H213V162H211ZM210 163V164H211ZM214 163H216V162H214ZM214 163H213V166H215L214 165ZM220 163V162H219ZM223 163H222V166H223ZM237 163V162H236ZM33 164V163H32ZM60 164V163H59ZM64 164H62V165H64ZM87 164V163H86ZM94 164H95V160H94ZM98 164V163H97ZM145 165H144V167L146 166V163H144ZM148 164H150V163H148ZM209 164V165H210ZM62 165H61V167H62ZM103 165V164H102ZM205 165L206 164H204V167H205ZM208 165V166H209ZM234 165H235V163H234ZM27 166V165H26ZM66 166V165H65ZM64 166V167H65ZM71 166H73V165H71ZM199 166V165H198ZM212 165H210V167H211ZM212 166V167H213ZM218 166V165H217ZM216 166V167H217ZM221 166V167H222ZM237 166H234L235 168H238ZM260 166V165H259ZM11 167V166H10ZM17 167H18V165H17ZM32 167V166H31ZM99 167L100 166H92V167H90V168H86L81 174L80 173H78V174H80V175H78L76 178H74V179H77V180H80V181H83L84 183H85V186L84 187H81V188H75V190H71V191H69V192H66V193H64V192H62V193H60L59 195H56L55 197L53 196V198L52 197H50V196H48L47 195V200L46 201H48L49 203L51 202V203H53V204H59L60 205V207L58 208V209H56V212H55V214H53L54 216H50V215H47V214H45V213H47V212H49L50 211V209H48L47 208V212L45 211V213L43 214V215H41L40 213H41V211H42V209H39L40 210V213L39 212H34V208L31 206L32 205V203L31 204H29V201L30 200H28L27 198L25 199V198H22L23 196H21L20 194V197H18L19 195H16V192L15 193H10V194H3V195H1L0 196V264H42L45 260V257L46 256H48V255H55V253L57 252V248H56V246H55V242L57 241V237H58V234H62V233H65L66 232V226H67V222H68V220H67V218H68V209H74V208H76V207H78V204H81V205H84V207L86 206V205H91L92 203H93V201L95 200V199H100L102 196H104L105 194H107L108 192H107V188H109V187H111V188H113V184H112V182H110V181H112V179H108V180H106V179H103V180H100L99 182H97L96 180H97V175H96V172H97V170L99 169ZM195 167H197V165L195 166ZM194 167V168H195ZM200 167V166H199ZM203 167V166H202ZM257 167V166H256ZM261 167V166H260ZM24 168H25V166H24ZM30 168V167H29ZM34 168V167H33ZM66 168V167H65ZM64 168V169H65ZM102 168V167H101ZM201 168V167H200ZM214 168V167H213ZM218 168V167H217ZM245 168V167H244ZM11 169H12V167H11ZM63 169V168H62ZM74 169V168H73ZM212 169V168H211ZM223 169V168H222ZM241 170H242V168H240ZM255 169V168H254ZM7 171L2 175V176H0V192H1V190H3L4 192H7V191H9V189L11 188V187H13V186H17L16 184H20V183H18V182H20V181H18L19 179H20V177L21 176H25L23 173H25L26 172V170L23 172V168H18V169H16V170H14V171H12L11 172V170L10 171H8V169H6ZM28 170H31V169H28ZM67 170H68V168H67ZM72 170V169H71ZM75 170V169H74ZM74 170H72L73 172H74ZM209 170V169H208ZM213 170V169H212ZM251 170H253V169H251ZM258 170H259V167H258ZM257 169L255 170V171H258ZM216 171V170H215ZM215 171H214V173H215ZM236 171V170H235ZM254 171V170H253ZM71 172V171H70ZM69 172V173H70ZM167 172L168 171H166V174H167ZM211 172V171H210ZM241 172V171H240ZM240 172H237L238 174H240ZM199 173V172H198ZM197 173V171L195 172V174H198ZM201 173L203 174V172L201 171ZM236 173V172H235ZM244 173V174H243ZM245 173L246 172H244V171H242V176H244L245 175ZM173 174V173H172ZM193 174H194V172H193ZM200 174V173H199ZM198 174V175H199ZM209 174V173H208ZM238 174H236L237 176H239ZM174 175V174H173ZM172 175V176H173ZM207 175V174H206ZM212 175H213V173H212ZM67 176V175H66ZM68 176H70L69 174H68ZM119 176H120V174H119ZM180 176V175H179ZM195 176H197V175H195ZM204 176V175H203ZM209 177H213V176H211V175H208ZM32 177H33V175H32ZM116 177V176H115ZM121 177V176H120ZM174 177V176H173ZM183 177V178H184ZM194 177V176H193ZM198 177V176H197ZM202 177V176H201ZM200 177V178H201ZM208 177V178H209ZM241 177V176H240ZM22 178V177H21ZM67 178V177H66ZM117 178H119V177H117ZM116 178V179H117ZM176 178V177H175ZM196 178V177H195ZM194 178V179H195ZM204 178V177H203ZM205 178H207V177H205ZM239 178V177H238ZM44 179V178H43ZM164 179V178H163ZM162 179V180H163ZM191 179V176H190V178H189V180ZM196 179H199V178H196ZM241 179V178H240ZM25 180V179H24ZM76 180V181H77ZM169 180H171V178H169V179H165V180H163L162 182H160L158 185H157V189H156V191H155V195H154V197L155 196H158L159 194L161 195V194H164L165 195V193H159L160 192V189H161V187H162V185L163 186H165L164 185V183H167ZM178 180V179H177ZM186 180V179H185ZM188 180V181H189ZM202 180V179H201ZM204 180V179H203ZM64 181V180H63ZM104 181H106V183H103ZM184 181V180H183ZM192 181V180H191ZM205 181V180H204ZM22 182V181H21ZM24 182V181H23ZM44 182V181H43ZM42 182V183H43ZM78 182V181H77ZM96 182H97V184L99 185V188H96ZM109 182V183H108ZM179 182H181V181H179ZM178 182V183H179ZM195 182V181H194ZM210 182V181H209ZM208 182V183H209ZM214 182V181H213ZM182 183V182H181ZM180 183V184H181ZM189 183V182H188ZM192 183V182H191ZM202 183H204V182H202ZM207 183V182H206ZM206 183H204V184H206ZM240 183V182H239ZM62 184H63V182H62ZM83 184V183H82ZM110 184H111V186H110ZM171 184V183H170ZM177 184V183H176ZM213 184V183H212ZM46 185V184H45ZM72 185V184H71ZM71 185H70V187H71ZM201 185V184H200ZM203 185V184H202ZM209 185V184H208ZM21 186V185H20ZM43 186V185H42ZM62 186V185H61ZM73 186V185H72ZM179 186V185H178ZM182 186V185H181ZM180 186V187H181ZM191 186H194V183H193V185H191ZM195 186H196V184H195ZM210 186V185H209ZM209 186H206L207 188L209 187ZM23 187V186H22ZM21 187V188H22ZM57 187V186H56ZM173 187H177L175 184H174V186L172 185V188H170V189H173ZM190 187V186H189ZM236 188L238 187V186H235ZM234 187V188H235ZM26 188V187H25ZM47 188V187H46ZM195 188V187H194ZM197 188V187H196ZM195 188V189H196ZM206 188V189H207ZM234 188L232 189V190H234ZM44 189V188H43ZM57 189V188H56ZM67 189V188H66ZM65 189V190H66ZM162 189H164V187H162ZM161 189V190H162ZM167 189H168V187L166 186V190H165V192L167 191ZM180 189V188H179ZM190 189V188H189ZM195 189H192L191 188V190H189V191H192V190H195ZM198 189V188H197ZM51 190H53V189H51ZM110 189H108V191H109ZM187 190V189H186ZM205 190V189H204ZM207 190H209V189H207ZM16 191H17V189H16ZM54 191V190H53ZM111 191V190H110ZM109 191V192H110ZM163 191V190H162ZM171 191V190H170ZM173 191V190H172ZM171 191V192H172ZM183 191V190H182ZM202 191V190H201ZM164 192V191H163ZM174 192V191H173ZM179 192V191H178ZM177 192V193H178ZM230 192H232V191H230ZM229 192V193H230ZM19 193V192H18ZM176 193V192H175ZM174 193V194H175ZM180 193H181V190H180ZM180 193H178L179 194V196H180ZM184 193V192H183ZM191 193V192H190ZM189 193V194H190ZM196 193V192H195ZM194 193V194H195ZM198 193H202V192H198ZM197 193V194H198ZM174 194H172V195H174ZM178 194H175V195H178ZM203 194H204V192H203ZM24 195V194H23ZM26 195V194H25ZM167 195V194H166ZM165 195V196H166ZM188 195V194H187ZM192 195H193V193H192ZM191 195V197H193ZM196 195V194H195ZM205 195V194H204ZM29 196V195H28ZM153 196V195H152ZM163 195H161L160 197H162ZM169 196V195H168ZM179 196H178V198H179ZM184 196L185 195H182V196H180V197H183L184 198ZM190 196V195H189ZM188 196V197H189ZM197 196V195H196ZM30 197V196H29ZM37 197V196H36ZM42 197V196H41ZM50 197V198H49ZM106 197V196H105ZM176 197V196H175ZM190 197V198H191ZM202 197V196H201ZM23 200H22V199ZM46 198V197H45ZM44 198V199H45ZM93 198V199H92ZM166 198V197H165ZM169 198H171V197H169ZM168 198V199H169ZM182 198V199H183ZM186 198V197H185ZM31 199H32V197H31ZM161 199V198H160ZM159 199V200H160ZM181 199V198H180ZM179 199V200H180ZM182 199H181V201H182ZM33 200V199H32ZM40 200V199H39ZM38 200V201H39ZM101 200V199H100ZM147 200V199H146ZM151 200V199H150ZM154 200V199H153ZM171 200V199H170ZM178 200V201H179ZM188 200V199H187ZM192 200H194V199H192ZM34 202H36L35 200H33ZM37 201V202H38ZM161 201H163V199H161ZM164 201H166V200H164ZM172 201H173V199H172ZM184 201V200H183ZM190 201V200H189ZM189 201H188V203H189ZM42 202V201H41ZM47 202V203H48ZM95 202V201H94ZM169 202H171V201H169ZM173 202H175V201H173ZM194 202V201H193ZM207 202V201H206ZM61 203V204H60ZM172 203V202H171ZM192 203V202H191ZM195 203V202H194ZM100 204V203H99ZM185 204V203H184ZM34 205V204H33ZM42 205H43V202H42ZM47 205V204H46ZM49 205H51V204H49ZM95 205H97V204H95ZM164 205V204H163ZM189 205H190V203H189ZM192 205V204H191ZM44 206V205H43ZM48 206V205H47ZM196 206V205H195ZM44 207H46V206H44ZM166 207V206H165ZM253 207H254V202L253 201H248L246 204H244V203H239L238 205H236V207H235V210L237 211V214L239 215V216H243V217H245V219H248L249 217H250V215H251V212H252V209H253ZM39 208V207H38ZM42 208V207H41ZM51 208V207H50ZM49 210V211H48ZM38 211V210H37ZM195 211H197V210H195ZM195 211H191L190 213H183L182 214V216H181V218L182 219H184V222H186L185 223V225L188 227V228H190V231L189 232H192V236H195L194 234H196V237H201V235L202 234H204V233H206V232H199V231H201V230H199V227L197 228V225H198V219L201 217V215H200V213H197V212H195ZM51 212H52V209H51ZM52 214V213H51ZM80 215V214H79ZM83 215V217L80 219V221H79V223L82 221V220H84V218H85V216L86 215H84V214H82ZM94 216V215H93ZM217 216V215H216ZM217 218H218V216H217ZM96 219V218H95ZM226 218H222V221L223 220H225ZM164 220V219H163ZM162 220V221H163ZM168 220V219H167ZM211 220H213V219H211ZM216 220V219H215ZM70 221V220H69ZM85 221H87V220H85ZM85 221H83V222H85ZM89 221V220H88ZM93 221V220H92ZM91 222V221H90ZM93 222H95V221H93ZM164 222V221H163ZM209 222H211V221H209ZM79 223H77V224H79ZM170 223V222H169ZM76 224V225H77ZM94 224V223H93ZM161 224V223H160ZM166 224V223H165ZM184 224V223H183ZM206 225H203L204 226V228L206 227V229L207 230H209V231H211L212 233H213V236H212V240L213 241H217V240H219L220 238H222L223 237V235H222V232H221V230H220V223H219V225H217L216 224V221H214L213 220V222H211V224H207V223H205ZM82 225V224H81ZM89 225H90V223H88V222H86L83 226H85L84 228H88L89 227ZM95 225V224H94ZM158 225V224H157ZM166 225H169V224H166ZM174 225V224H173ZM222 225V224H221ZM91 226V225H90ZM170 226H172L171 224H170ZM169 226V227H170ZM202 226V225H201ZM78 227V226H77ZM162 227V226H161ZM164 227V226H163ZM81 228V227H80ZM91 228H92V226H91ZM168 228V227H167ZM166 228V229H167ZM165 228H154V230H152V231H154L155 232V234H156V237L158 236L159 238L161 237V238H164V239H172L171 238V234L169 233V232H167L168 230H166ZM202 229V228H201ZM80 230V229H79ZM82 230V229H81ZM84 230V229H83ZM86 230V229H85ZM150 230V228L148 227V226H144L143 228H142V231L143 232H150L149 231ZM175 230V229H174ZM203 230V229H202ZM87 231H88V229L86 230V233H87ZM151 231V232H152ZM79 233H80V231H79ZM83 233H84V231H83ZM142 233V232H141ZM174 233V232H173ZM151 234V233H150ZM169 234V236H167ZM147 235V234H146ZM145 235V236H146ZM142 236V235H141ZM144 236V237H145ZM148 236V238H149V235H147ZM146 238V237H145ZM147 238V239H148ZM21 240V242H20V244H14L15 242H17V240ZM142 239H144V238H142ZM93 241V240H92ZM172 241V240H171ZM94 242V241H93ZM60 244V243H59ZM64 244V243H63ZM76 245H74V246H69V245H66L68 248L65 250V251H63L64 253H62L61 254V256H60V264H62V262H64V261H66L67 259H68V255H69V253L70 252H72V260H73V263H78L79 264V262H83L84 264H87L88 263V261L89 260H91L92 258H93V256L95 255V252H97V251H95V248H94V246H93V244L92 245H90L91 243H90V241H87V240H84V241H79L78 243H75ZM122 246H126L125 244L124 245H122ZM97 247V246H96ZM98 248V247H97ZM126 248V247H125ZM124 249V248H123ZM104 253V252H103ZM97 254V253H96ZM57 255V254H56ZM70 255H71V253H70ZM140 256H139V258H140V260H142V261H149V259H151L149 256V258L147 257V253H141V254H139ZM203 256L201 255V254H199V253H194V255H193V258L194 259H196L197 261H199L201 258H202ZM70 259V258H69ZM68 259V260H69ZM59 260V259H58ZM102 260V259H101ZM106 260V259H105ZM72 262V261H71ZM101 262V261H100ZM73 263H69V264H73ZM89 264V263H88ZM143 264H144V262H143ZM148 264V263H147ZM150 264V263H149Z\"/></svg>",
	"mask_w": 264,
	"mask_h": 264
}]
</instances>
